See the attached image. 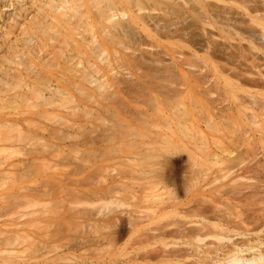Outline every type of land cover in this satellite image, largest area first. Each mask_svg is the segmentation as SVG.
<instances>
[{
	"label": "bare ground",
	"instance_id": "obj_1",
	"mask_svg": "<svg viewBox=\"0 0 264 264\" xmlns=\"http://www.w3.org/2000/svg\"><path fill=\"white\" fill-rule=\"evenodd\" d=\"M35 1H39L50 14H55L59 13L61 10L62 3L64 4L76 0H0V165H3L5 162L8 164L9 161L20 160L22 157H28L29 160L31 159V162L33 160L38 161L37 169H42L39 164H42V167H45V164L48 162L45 168L53 166L49 165L52 164V162L49 163L50 159L60 163V165L63 163L73 164L70 175L75 177L54 178V180H60H58L59 183H57L58 185H56V187L54 186L55 184H53L56 188L54 189L53 187V189L57 190V193L54 192L51 187L52 185H50L51 183L48 181L47 182L50 184L48 185L47 183V187L50 186L49 189H51V192H49V189L48 192L44 191L43 186L46 184L43 183L42 185L40 183L41 188L40 185L38 186L39 181L37 186L40 187L43 192L39 193L41 190L38 191L36 189V191L31 193L30 189L24 188L25 192L17 190L18 193L22 192L20 196H17L18 193H16L15 190H12L15 191L17 195H8L5 199L0 198L1 221L3 217L6 218L8 216V213L11 216L7 218L9 219L11 217L13 219L17 218V216L15 217V214L17 213L15 211L20 213L21 209H32L35 207L39 201L35 200L33 195L38 196L37 198L42 197L41 200H46L54 198V195L53 197L51 195L53 192L55 195L58 194L56 197H61L62 201L59 200L61 202H58L57 200L59 204H57L56 201H50V203L55 202L54 204L60 208L62 203L66 202L68 206L63 210H55L56 208L54 206L56 205L53 203L50 204V207L54 205V208H48V201L45 202L47 204L42 202L38 203V207L36 206L38 210L29 211L25 214L29 219L32 217L28 222L16 223L18 222L17 220L19 217H22L23 213H21L22 215L19 214L20 216L15 219L16 221L10 218V221H15V223H0V264H264V248L259 249L257 246H252L249 243L239 244L235 241L227 244L233 236H245L248 235L249 232H254L253 230L264 231V206L262 207V205H264V187L261 189L262 186H254V190L248 195L240 190L239 187L242 184H237L235 183L236 181H231L230 183L226 181L223 184L220 182L221 185L215 188L213 187V189L212 187H209V189H203V187L209 184V182L204 177L206 176V173L201 169L200 161L201 156H203L202 159L204 161L211 158L222 165V168L219 169L220 172L223 171L220 175V178L222 179H228L227 177L230 174V170L235 168L242 175L254 178L257 182H261L260 179L264 178V161H262L264 159H262V156L261 159L257 158L259 154V146L260 149L264 151V0H230L234 1H229L231 4L228 0H217L218 3L210 2L207 4H205L207 2L206 0H202L203 3L199 0L201 5L197 3L198 0H192L196 1L193 2V4L196 5L197 3V5L202 6L201 9L204 10L206 8L207 11H211L212 9L210 10L209 6L215 4L213 8H219L221 14L219 15L217 13L219 11L212 10L215 11L213 12V15L217 13L216 16L218 19L212 21H219V25H221V23L224 25L221 26L223 28L217 26L218 30L213 28L216 27L212 24L214 22H211V20L208 19L207 21L211 22L209 24L207 21H203L205 15L202 17L204 19L200 22L203 21L206 26L210 25L209 29H205V31L208 30V33L212 28L213 30L216 29V31H220L217 34L221 35V37H218L216 34L215 38L210 34L214 39H209L210 36H207L206 32L202 30L204 37H207L206 39L203 38L204 43H202L203 41L201 39V41H197L198 43L201 42V45H197L196 43V46L194 44L196 41L191 39L194 43L192 42L190 46L195 45L196 47L199 46L198 49L202 47V49H204L206 45L207 48L205 47V51L209 47L212 50L209 49L206 52L213 51L215 54L214 56L212 52H210L212 55L208 52V54H206L208 56L205 55L202 57V60L204 58L203 64L202 60V65L199 63L202 67L200 66L199 68L197 67L199 64H193V68H195L194 65L197 69H203L204 67V69H208V72L211 70L213 73L207 74L209 75L208 77H210L207 81V76H203V73H205L207 69H198L200 72L203 71V73H199V71L197 72V69L194 70L195 73L197 72L198 74H201V78L204 77L203 80L201 79L202 81L198 80L201 82L200 87L196 86L199 82L196 83V81H193L196 85L192 82V74L186 75L191 79L194 86L198 89L201 88L205 95L209 93L208 90L210 91V89L214 87L216 81L221 85V88L218 86L221 89L220 94L222 95L223 93L225 96L222 95V97L228 99L224 100V98L218 101V98H216L217 101L215 100V102L217 103L215 106H212L210 103L211 99H206L209 97V94L206 98H202L205 99L204 102V100L200 98L203 95H201L198 90V92H196L197 88L195 87V92L200 96L199 99L198 96L194 95V97L196 96L201 101L199 106L204 107L205 111L208 110L209 112L210 110V115L212 114L211 110L214 109L212 115L215 114L219 119V122H212L211 117H209L204 124V128L207 130H213V128H216V131H214L215 133H218V127L224 129L223 133L220 131L221 129L219 130V133L223 134H220L219 137L222 138L223 143H225L223 144L220 141V143H218L219 145H215L217 147H214L215 151H217L216 148H218V153L212 151L214 149L211 150L207 144H204V142L201 141L202 131L199 129V121L192 119V115H189L190 117L192 116L191 119H186L187 123L185 120L182 121L181 119L189 114L185 111V114H178V117L180 116V121H182L181 123L177 117V113L174 112L176 111L174 110L175 106L174 108L172 106V111L176 116L173 112H171L173 113L172 115L170 113L167 115L165 114L166 117H164V114V116H162L164 117L163 119L168 122L167 117L170 115V121L166 126L169 125L173 127L169 128V126H167V128L171 130L168 131H175L176 134L178 133V139L181 140H177V137H175V140L178 141H176V144H174V140L172 143L169 141L165 142L167 141L165 140L161 142L159 141V143L157 141H153V143L131 142V144L128 145L130 142L127 143L126 141V134H128V129L126 127L124 128L127 129L126 134H122L125 131L123 128L118 129V127L116 128L115 126L114 129H112V127L111 129L106 128L110 131L113 130V132L109 131L110 135L104 133L101 136L103 138L109 136L108 138L110 142L108 139H106V141L104 139L103 141L101 136H97L100 137V143L105 142V145H113L114 143H112L110 139L113 138V141L116 143L118 142V144L120 139L121 141L122 139L126 141L125 143L127 144V146H125L126 144L123 143L124 147H126L125 149L120 147V144L118 145L120 148H117V146L113 148L114 145L113 147H110L111 149L108 147L109 153L105 158L108 159L109 156H113V154L115 158H118L117 160L115 159V162L112 161L113 163L102 162L107 160L105 158L102 159L104 157L102 152H105L108 149L106 147L105 150L103 147L102 150L104 151L101 150L100 155H103L102 158L99 153L92 151L89 152L88 150V152L86 151V153L84 152L82 155H89L86 157L82 156L81 158L71 156L70 154H68L69 156L67 155L68 157H64V154L66 155V153H64L63 150L57 151H60V154L64 153L63 156H59L58 153H55L54 156L48 157L45 155L47 158H44L39 155L38 152L34 151V153L33 150L22 152L18 148L27 142H30V145H32L40 139L41 131L44 130L42 121L45 118H52V116L55 115L54 112L57 109L55 101L61 96V92L57 85V77L54 73L58 56L56 57L54 47L49 45L53 36L51 31L52 26L49 21H45L44 18L38 17L37 13L41 6L35 5ZM86 1H94L96 3L112 2L115 4L116 2L114 1H118L119 3L129 1V3L126 2L127 4L124 6L126 7L127 5L130 7L132 5V8L135 7L134 9H131L133 10L132 12L134 15L136 13L139 14L141 10V8H139L140 5H137L136 8L135 5L138 4V2L135 3V0ZM165 1H179V3L182 1H184V3L185 1H189V3H192L190 0ZM211 1L215 2V0ZM130 2H133V4L130 5ZM152 2H157V0H153ZM179 3H177V5H179ZM204 5L205 8L203 7ZM122 7L123 6H121V8ZM225 8L228 12H224ZM207 11L203 12L207 14ZM212 11L211 13L208 12V14L210 13L209 16H212ZM123 12L124 11L121 10L122 17L124 16ZM101 14L106 22H111L112 18L115 16V10L113 13L111 8H106ZM131 14L132 13H130L129 16L132 19V16L134 15L132 14L131 16ZM137 14L135 16H137ZM216 16L213 18L215 19ZM136 19L137 24L138 22L140 24L143 21V24H141V28L143 29L145 26V17L143 20V16L141 15L137 16ZM138 19L140 21H138ZM239 19L240 21L242 19L241 22H243V25L238 21ZM132 20V22L135 23L134 19ZM152 20L151 25L153 24L152 22L155 21ZM204 23L201 25L205 26ZM159 25L160 24H154L152 26H157L159 28ZM147 27L148 26H145V30L143 29L142 32H148ZM160 28H162V26ZM160 28L158 31L161 30ZM203 28L204 27L201 29ZM165 29L166 26H163V31L167 35L165 37L168 38L169 36L171 37V35L173 37V35H175L174 33L180 34V31L182 33V29L179 30L178 28H173L174 30H170L167 28L168 30L166 29V31H171L170 33L168 32V35ZM175 30H177V32ZM172 31H174V33H172ZM164 32L161 33L164 34ZM176 35L175 37H177ZM178 36L180 39H177V42L173 43H175L176 46L183 45V47H185L184 45L186 43H181V41L183 42L185 40V38L182 39L183 34ZM220 38H224L226 43L230 40L232 44H235L236 42V46L238 44L240 48L238 56L232 55L233 53L231 54L232 56H229L225 51L223 52L226 54H224L225 57L227 55L230 57L226 58H228V60L230 59L231 62L229 61L226 63L227 59L219 55L221 54L220 50L223 51L224 47V50H226V46L228 48L227 44L224 45L225 43L223 44L220 41L215 40H220ZM186 39L187 40L184 42L189 44L190 42L188 41L190 40V37L189 39ZM207 39L210 40V43H208ZM205 40H207V43ZM142 41V44H144L145 41ZM178 41H180V45ZM243 42H245V45ZM145 43L146 44L144 45L153 46L151 45L153 42H149V44H147V42ZM170 45L174 44L171 42ZM154 46H156V44ZM234 51L237 52L238 50L234 49ZM217 52L220 53L217 54ZM236 52H234V54H237ZM210 55L211 58L218 59V63L222 62L221 58H223L224 62L221 63L222 65L220 63H214L211 65L209 63H212V61L209 62V58H206ZM235 56H237L239 60L236 59L238 62L234 63V69L232 70L231 68H233V62L236 58ZM218 57H220L221 61H219ZM231 58L234 59L233 62ZM59 61L64 66L73 65L74 55L71 52V49H65L62 51L59 56ZM227 65L231 66L229 70L228 68L226 69V67H228ZM189 67L191 68L192 66L190 65ZM227 70L231 74V76L228 74L229 77L234 80L229 79V77L226 78L227 76L225 73H229ZM191 72L194 75L193 70H191ZM182 75L186 77L185 74ZM210 75H213L215 81L213 82L214 78L212 77L214 85L212 83V87L211 83V86L208 84L209 87H211L208 89L209 87L207 83L211 80ZM177 76H175L176 79ZM196 76L197 75H195V77ZM188 78L186 77L185 79ZM187 81L188 84H190V89L188 90L193 89L192 83H189L190 80L188 79ZM175 82L177 81H174L173 83ZM177 85L178 83H175V86ZM217 85L215 86L217 87ZM178 86H182V82ZM182 87H184V85ZM175 90L176 89H172L171 92L175 94ZM177 92L178 91L176 90V93ZM193 92L194 91H192V93ZM169 96H172V93ZM197 98H195L194 103H200ZM206 100H210L209 103L211 107L208 104H203L208 103ZM223 100L224 102L226 101V105L223 103ZM169 102H173V99ZM43 103H46L49 107L40 110L39 108ZM197 103L193 104L194 107H192L194 109H191L192 112L196 110L195 106L197 107ZM169 104L170 103H168V105ZM175 104L173 102V105ZM170 108L171 107L168 109ZM171 109L169 111H171ZM197 111L193 112V115L199 117L198 115H201V112L199 114L198 111L197 114ZM98 118H100L101 121L103 120L99 114ZM98 118L96 117L95 120ZM200 118L201 116L199 119ZM90 120H94L93 117L92 119L90 118ZM189 120L193 121L189 122ZM234 122L236 123V128ZM207 127L210 128L208 129ZM116 129L119 132L122 131V136L118 135L119 133H115L116 131L114 132ZM91 130L94 131L92 127ZM252 131L258 132L259 134H254L258 135L260 138L257 141L253 140L249 142L248 140H252V137L251 134L250 136L247 134ZM106 133H108V131H106ZM116 136L121 138L117 139L118 137ZM171 136L168 138H172ZM115 138L118 141H116ZM92 139L93 138H91L90 141L87 140L88 143L92 142L89 147L94 144V140L92 141ZM95 139L97 140L98 138ZM184 140L187 145L189 143L192 144L193 148L190 149L186 145H182V143L179 146V143ZM238 140L243 142L240 144ZM107 141L112 144H107ZM237 143L239 144L237 145ZM240 145H243L242 150H238L240 149ZM98 146L99 145H97L96 148ZM188 146L191 147V145ZM232 146L235 147L233 148ZM228 148L236 150H234V153L227 152ZM205 150L206 152L202 154L201 152H204ZM176 151H179L181 154L182 151H184L183 153H186L187 155L188 162L187 160L186 162L189 163L188 166L190 168V175L187 180H185V176L182 175V170L179 169L181 170L179 171L178 168L176 169V165L174 166L170 161L171 158L169 159L168 157L173 154L174 157L172 156V158L175 159L176 155L178 157L180 154ZM69 152L71 153V151ZM93 153H97V155H94ZM175 153L177 154L175 155ZM226 153L227 156L224 157V154ZM90 154H92L91 157L94 155V158H88ZM58 156L59 158L57 159ZM97 156L99 157L97 158ZM99 158H101V160H99ZM245 158L249 159L245 160ZM110 159L113 158L110 157L109 161ZM98 161L100 162L98 163ZM96 163L99 164L97 167H95ZM54 164L55 167L58 165L56 163ZM0 168V170H2L4 167L0 166ZM2 173H4L3 176H7V173L4 171H0V176H2ZM42 176L44 177L45 174ZM42 176H39V178ZM25 179L28 180V177ZM25 179H23V181ZM30 179H32V177H29V180L27 181L28 183H30ZM50 179H52V177H50ZM8 182H11V180ZM210 183L215 184V178L211 180ZM8 184H10L9 187L12 186V183H7V185ZM258 185H262V182ZM171 187L172 190L169 189ZM182 190H184V192L186 191V193L191 196V199L186 200L185 203H182L179 196H176V194ZM172 191H174V194ZM139 192L143 193V196L141 195V201L148 202L149 204L147 209H150L151 217L149 216L150 218L148 217V220H152L153 218L151 223H141V221L138 223L139 218H137V220L132 216V219L128 218V213L126 214V212L124 213L120 211L122 210L119 208V206L121 207L120 197L124 196V198L126 197V200H128V198H131L129 200H132L133 197H137L136 194L140 195ZM207 196H209L210 199H208ZM192 198H196L195 201H193ZM223 200L227 202L223 204ZM106 203H110L111 206H113L112 204H115L114 206L116 207L114 208L113 206L112 210L109 209V213L103 207L104 210L102 211L105 212L103 213L99 210V207L101 206L100 209H102V205H105ZM182 204L186 206V208L184 207V210L183 207L182 209L180 208ZM193 204L196 207L195 209L193 208ZM39 205L44 207L45 210L47 207L48 211H44V208L39 207ZM45 205L47 206L45 207ZM191 205L193 206V209L189 208ZM257 205H259V208L261 207L258 211L262 212V214L257 212ZM250 206L256 207L252 209L254 210L253 212H251L252 210H250ZM18 208L21 209L17 210ZM238 208H240L239 211H237ZM247 210L249 213L259 214L256 216L253 214L247 216L245 215ZM14 212L15 214H13ZM209 213H213L211 218L215 219L216 223H181L175 218L180 217V215H190L192 217L202 216L203 218H207L205 215ZM248 218L251 219V223ZM253 218H255V221ZM39 219L45 220L39 221ZM257 220L263 222L260 223L258 221L259 223H257ZM243 221L245 223H243ZM248 221L249 223H247ZM124 237L127 238L121 243ZM259 244H261V242H259ZM242 248L245 250H242ZM249 250H252V254H249L247 257L240 255L242 251Z\"/></svg>",
	"mask_w": 264,
	"mask_h": 264
},
{
	"label": "rangeland",
	"instance_id": "obj_2",
	"mask_svg": "<svg viewBox=\"0 0 264 264\" xmlns=\"http://www.w3.org/2000/svg\"><path fill=\"white\" fill-rule=\"evenodd\" d=\"M139 1H141V2H139ZM152 1L153 0H147V1L146 0L145 1L144 0H138V1L135 0L134 1L135 3L138 2V4L135 5L136 8H137V5H140L139 8H141V10H140L139 14H141L143 16V20L145 17L144 21L147 23L144 22V24H145V26H148L147 27L148 32L145 31L147 33L142 32L143 29L145 30V26L143 27V29L141 28V26H142L141 24H143L142 20H141L142 23H140V24H139V22H138V24L136 23L137 22V19H136L137 16H141V15L137 14L136 12H134V13H136L137 16H135L136 14L135 15L133 14V12H132L133 10H131V9L135 8V7L132 8L133 6L131 4H133V2L132 3L130 2V5H131L130 7L127 5L125 7L124 5L129 3V1H126L127 3L126 2H124V3L120 2L119 3L118 1H114V2H116V4H115L112 2H110V3L109 2L108 3L107 2L96 3L94 1L90 2V1H86V0H76V1L67 2L64 4L62 3L61 4V10L59 11V13L50 14L47 11V9L41 5V3L39 1H35V5L41 6L40 9L38 10V13H37L38 17H42L45 19V21H49L51 26H52L51 31L53 33V36H52V39H51L49 45L54 47V50L56 52V57L58 56L56 67L54 69V73L57 77V85H58L59 91L61 92V96L55 101V104L57 106L56 107L57 109L54 112L55 115L52 116V118H45L42 121V124L44 126L43 127L44 130L41 131L40 139L32 145H30V142H27V143L19 146L18 148L22 152L33 150V152L34 151L38 152L39 155H41L44 158H47V157H45V155H47L49 157V156H54L55 153H58L59 156H63V154L66 153V155L64 154V157L67 156L68 154H70L71 156H77V158H81L82 156L86 157L89 155V154L88 155L87 154L82 155L84 152L86 153L87 150L89 152L90 151L97 152L100 155L103 147L105 150V147L110 148V147H113V145H114L113 148H115V146H117V148L122 147L123 149H125L126 147H124V144H126L125 143L126 141H127V143L130 142V143H128V145L131 144V142H134V143L152 142L153 143V141H157L159 143V141L161 142V141H165V140H167L165 142L169 141L170 143H172L174 140L175 141L174 144H176L177 140H181V139H178V133L176 134L175 131L170 132L171 130L169 128L173 127V126L167 125V126H169V128H167V126H166V124L169 123V121H170V119H169L170 115H168V117H167L168 122H167V120L163 119L164 117H166L167 114H170L171 112H173L172 110H173L174 106H175L174 110H176L174 112L177 113V117H178L179 113L183 114L185 111H186V113L187 112L189 113L186 115V117L181 119L182 121L185 120V122H186V119L187 118L191 119L192 116H193L192 119H195V121H199L198 122L199 123V129L202 131L201 141L204 142V144H207L211 150L214 149V147H217L215 145H219L218 143H220V141L223 143L222 138L219 137V135L224 132L223 128L218 127L217 128L218 133L214 132V131H216V128L214 129L212 126H210L213 128V130L210 129L211 131L204 128V124L208 120L209 117H211L212 122H215V121L219 122L218 117L215 114L212 115L214 113V109L210 108V109H212L211 110L212 114L210 115V113H209L210 110H209V112H208V110H206L207 111L206 112L204 107L199 106V104H201V101L199 99L200 98L201 99L206 98V96H208V94H209V97H207L206 99H211V102H210V100L209 101L206 100V102H208V103H203V104H206V105L208 104L210 107H211L210 103L212 104V106L216 105V103H217V102H215L216 98H218L217 99L218 101L224 99L225 97H222V95H224V94L223 93H222V95L220 94V91H221L220 86L221 85L215 81V78L213 77V75H210L211 76V80H210L211 82L209 81V83H207V85L208 84L210 85V83L212 85V83L215 81V85L218 84L217 87L214 85V83H213L214 87L212 85L213 88L209 87V85H208V87H209L208 89H210V88L211 89H210V91L208 90L209 93H207V95H205L203 93L201 88L198 89L196 87V86L200 87V85H201V82H199L198 80H201V79L203 80V78H204V77L201 78L200 77L201 74L197 73L199 70L202 69V68L199 69L200 66L203 64V61H204V58L202 60V57H204L206 54H208L209 51L206 52L207 50H209V49L212 50L211 48L208 47V49L205 51L206 45H205L204 49H202L203 48L202 46H200L202 48L198 49L199 46L198 47H196V46L198 44L201 45V42L198 43L197 41H199V40L201 41V39H202V41H203L202 43H204L203 38L204 39L207 38V37H204V35H203L204 33L202 30H204V32H206L207 36H210V34H211V35H213V37H215V35L220 32V31H218L219 30L218 27L220 26V28H223L221 26H224V25H222V23H221V25H219V23H220L219 21H217L218 23L215 21H212V20L217 19V16H216L217 13L219 15L221 14V11H219L220 9L219 8L214 9L213 6L215 4L213 6L210 4L212 7L208 5L210 10L212 9L215 11H219L213 15V12H215V11L211 10L212 11V16L210 15L212 17V19H211V17L209 16L211 11H207V9L205 8V5L203 6L205 9L204 10L201 9L202 6H199V5H201L199 0L197 1V3L199 5H197V3H196V5L193 4V2H196V1H192V0H190V1H192V3L191 2L189 3V1H187V2L185 1L186 4L182 0H180V1H182V2H180L181 4L177 0H176L177 2L173 1L174 3L171 1L168 2L165 0L164 1L163 0L162 1L157 0V2H152ZM206 1H207L206 3L204 2L205 4L210 3V2L211 3L217 2V0H215V2H212L211 0L210 1L206 0ZM229 1L230 0H228V2ZM201 2H202V0H201ZM230 2H234V1H230ZM118 3H119V5H118ZM122 3H123V5H122ZM177 3H179V5H177ZM181 5H183V6H181ZM217 5H219V4H217ZM121 6H123L124 9H123V7L121 8ZM127 7H129V8H127ZM198 7H200V8H198ZM106 8L107 9L111 8V10H113V13L115 10V16L112 18L111 22H106L102 17L101 12L103 10H105ZM225 9H224V12H228L227 9H226V11H225ZM121 10L124 11L123 17L121 16ZM203 11H207V14H208V12H210V13L207 15ZM130 13H132L134 15V16H132V14H131L132 19H134L135 23L132 22L133 20L129 16ZM204 15H205V17H204ZM214 16H216L215 19L213 18ZM133 17H135V18H133ZM152 17H153V20H155V21L152 20ZM202 17H204L205 19L207 17L208 18L205 20ZM149 18H151V19H149ZM202 19H204L203 21H205V22L208 19H210L211 22H214V23H212L213 26H216L213 28H216L218 30L216 31V29L213 30V28H212L210 30V32L207 33L208 30L205 31V29H209L210 25L206 26L203 21L200 22ZM151 20L153 21L152 25L160 24L159 28L162 26V28H160L162 31L161 30L158 31L159 30V28L157 27L158 25L155 27L152 26ZM138 21H140V20L138 19ZM238 21L241 22L242 19H241V21H240V19ZM154 22H156V23H154ZM207 22L209 24L211 23L210 21H207ZM203 23L205 26L201 25ZM241 23L240 24L243 25V22H241ZM163 26H166V29L168 28L170 30H172L173 28H176V29L178 28L179 30L182 29V33L180 31V34H177V33H174V31H172V33H174L175 35L177 34L176 35L177 37H175V35H173L174 38L172 37V35H171L172 38L170 36H169V38L165 37L167 35L163 31ZM202 27H204V28L201 29ZM206 27H208V28H206ZM211 27H212V25H211ZM166 29H165V31H166ZM175 31L177 32V30H175ZM161 32H164L165 35L162 34ZM166 32L168 34V32L170 33L171 31H166ZM181 34H183L182 39L185 38L184 41L187 40L186 38L189 39V37H190V40L188 41V42H190L189 44L187 42L181 41L182 44L186 43L184 45L185 47H183V45H181L182 47L176 46V44H175L177 42V39H180V37L178 35H181ZM184 36H186V37H184ZM217 36L221 37V35H219V34H217ZM213 37L210 36L209 39L212 38V40H213L214 39ZM191 39H193V41H196V42L194 43L193 41H191ZM221 39L222 38H220V40L219 39H215V40H218L223 44L225 43L224 45L227 44L229 49L226 46V50H224L225 49V47H224L223 51L220 50L221 54H219V55H221L222 57H225L226 54H229V56H232V55L238 56V54L240 53V50H239L240 48H239L238 44L236 46V42H235V44H232V42L230 40L229 41L230 43L229 42L226 43V40L224 38L222 40ZM142 40L147 42V44H149V42L150 43L153 42L154 44L151 43V45H153V46L144 45L146 43L144 42V44H142V42H143ZM207 40H205V42ZM235 41H238V40H235ZM140 42L142 45L140 44ZM171 42L174 45H170ZM173 42H175V43H173ZM178 42L180 45V41H178ZM192 42L195 45L197 43V45L196 46L195 45L190 46V44H192ZM208 43H210V40H208ZM243 43L245 45V42H243ZM155 44H156V46H154ZM177 45H178V43H177ZM229 45L231 48L229 47ZM233 48L238 50V51L237 52L234 51ZM65 49H71V52L74 55L73 65L64 66L59 61V56H60L61 52L64 51ZM224 51L226 54L223 53ZM210 52H212V54H214L213 51H210ZM234 52H236L237 54H234ZM218 53H220V52H217V54ZM211 55L209 57H206L207 59L209 58V62L212 61V63H209V64H211V65H213L214 63L215 64H219V63L221 64L222 62H224L223 58H221L222 62L218 63L217 62L218 59L216 60V59L211 58ZM206 56H208V55H206ZM214 56H215V54H214ZM214 56H212V57H214ZM229 56L227 55L226 57H229ZM237 56H235L236 58L232 57V58H235V61H234V59L231 58L232 62L234 61L233 66H232L233 68H231L230 65H227L228 67H226V69L227 68H228V70H229V68H231L232 70L234 69V65H235L234 63L235 62L237 63L239 60L237 58ZM215 58H217V57H215ZM218 58H219V61H221L220 57H218ZM226 59H227L226 63L230 61V59L229 60H228V58H226ZM236 59H238V60L236 61ZM201 60H202V64H201ZM226 63H224V64H226ZM193 64H195V65L199 64L197 66V67H199L198 68L199 70L196 68L195 65H194L195 68H193ZM190 65L192 66L191 68L189 67ZM231 65H232V63H231ZM195 69H197L196 73L194 71ZM203 69H204V67H203ZM206 69L207 68H205L204 70H206ZM191 70H193L194 75L191 72ZM206 72H205L206 73L205 74V73H203V71H201V72L199 71V73L204 74L203 76H207L208 79L206 78V80L208 81L210 77H208L209 75H207V74L208 73L212 74L213 72H211V70H210V72H208V69L206 70ZM182 74H185V76L192 74L191 77L194 79V80L192 79V82L193 81H196V83L199 82V84H197V85L195 84V82H193L196 85V86H194L193 83L191 82V79L188 78V76H186L190 80L189 83H192L193 87H192V85H191V87L194 90L193 89H191V90L194 91L193 93H195V94H193L191 90H188V89H190L189 88L190 84H188V81H187L188 79H185L186 77H184ZM228 74L231 76L230 72L225 73V75L227 77L224 74L223 75L226 78H228L229 77ZM195 75H197L196 76L197 78L195 77ZM175 76H177V79ZM212 77L214 78V80ZM173 79H174V81H177L175 83H178V85H180V83L182 82V86L184 85V87H182V86L179 87L178 85L175 86V83H173L174 82ZM229 79L232 80L233 78L229 77ZM212 80H213V82H212ZM195 87L197 88L196 92L199 91V93L201 95H203L202 97H200L198 95V93L195 92ZM215 87H216V89H215ZM172 89H176L178 92L176 93V90H175V94H174L173 93L174 90H173V92H171ZM171 93H172V96H169ZM194 95H196V96H198V98L199 97L200 98L198 99L196 96L194 97ZM195 98H197L200 101V103L195 102L198 104L197 107L195 106V109H196L195 111L198 110L199 114L201 112V115H198L199 117L201 116L200 119H199V117H197V115H193V112H195V111H193V112L191 111V109H194L193 104H195L194 103ZM171 99H173L174 104L177 101L175 105H173V102H169V101H171ZM174 100H176V101H174ZM198 100H196V101H198ZM202 100H204V102H205V99H202ZM224 100H228V99L225 98ZM224 100H223V103L225 104L226 101L224 102ZM168 103H170L169 104L170 106L168 105ZM171 103H172V105H171ZM172 106H173V108H172ZM48 107H49V105H46V103H43L39 109L44 110V109H47ZM169 107L172 108V109L170 108L171 111H169L170 110V109H168ZM160 111L163 113H161ZM198 111H197V114H198ZM173 113H171V115ZM96 114H97V116H96ZM98 114L100 117L103 118L102 121L100 120V118H98ZM163 114L164 115L166 114V115L164 116ZM93 115H95L98 119L95 120L96 117ZM189 115H192V116L190 117ZM91 116L93 117L94 120H90V118L92 119ZM175 116H176V114H175ZM179 121H180V118H179ZM182 121H180V122L182 123ZM191 121H193V120H189V122H191ZM93 123H94V125H93ZM114 126L116 128L118 127V129H120V128L124 129L125 127L128 129V134H126L127 129H124L126 132L124 131V133H122V134L127 135L126 141H124L123 139L121 141V139H120V141H119L120 145H119L118 142L116 143L115 141H113V138H110L111 142L114 143L113 145H105V142L100 143L99 142L100 137H97V136H101L104 133L106 135H108L110 130L106 129V128L111 129V127H112V129H114ZM217 126H219V125H217ZM91 127L94 129V131L91 130ZM222 127H224V126H222ZM166 128H167V130H166ZM235 128H236V123H235ZM168 130H170V131H168ZM219 130L222 131V133H219L220 132ZM106 131H108V133H106ZM110 132H113V130ZM114 132L119 133L118 135L122 136V134H121L122 131L119 132L116 129V130H114ZM115 133H113V134H115ZM254 133L259 134L258 132H255V131L249 132L247 134L248 136H250V134H251V137H252V140H248L249 142L253 141V140L257 141L260 138V137H258V135L254 134ZM169 136H171L172 138H168ZM259 136H261V135H259ZM106 137L105 138L102 137L103 141H104V139H105V141H106V139H108V141H109V138H108L109 136L107 138ZM116 137H118V136H116ZM175 137H177V140H175L176 139ZM251 137H250V139H251ZM91 138H93L92 141L93 140L97 141V142L93 141L94 144L96 143L95 146H94V144H92L93 147L92 146L89 147V145L92 142L88 143V141H87V140L90 141ZM95 138H98V139L96 140ZM102 138H101V141H102ZM119 138H121V137H118L117 139H119ZM124 138H125V135H124ZM115 140H116V138H115ZM108 141L106 142L107 144H112V143H108ZM116 141H118V140H116ZM185 142H186L185 140L183 142H180L179 146L182 143V145H186L190 149L193 148L192 144H190L188 142L189 143L188 145H191V147H190ZM242 142L239 141L240 144ZM239 143H237V145ZM115 144H117V145H115ZM97 145H99L100 148H99V146L96 148ZM118 145L120 147H118ZM125 146H127V144ZM232 147L234 148L235 146H232ZM109 148L107 149V151L102 152L104 157H103V155L102 156L100 155L101 158L103 157L102 159H104L105 156L108 155ZM242 148H243V145H240V149H238V150H242ZM216 149H217V151H215V149L212 151L218 153V148H216ZM259 149H260V146L258 148L259 154H258L257 158L261 159L263 157L262 159H264V154H263L264 151H262L261 149L259 150ZM58 150H61V151L63 150L64 153H61L62 154L61 155L59 153L60 151L57 152ZM95 150H97V151H95ZM104 150H102V151H104ZM203 150H204V148H203ZM206 150H208V149H206ZM206 150L204 152H201V153L202 154L205 153ZM211 150H209V151H211ZM234 150H236V149H234ZM234 150L232 148H228L227 152H233L234 153L235 152ZM69 151H71V153ZM176 152L180 154L177 157V155H176L177 153H175L177 158L176 157H175V159L172 158V156L174 154L172 156L169 155L168 157H169V159L171 158L170 161L173 163V165L174 166L176 165L175 166L176 169L178 168V170L179 169L182 170V175L185 176V180H187V178H189V175H190V173H189L190 168L188 166L189 163H187L188 162L187 155H186V153H183L184 151H182V154L179 151H176ZM97 153L96 154L93 153V154L97 155ZM201 153H199V154H201ZM187 154H188V152H187ZM91 155L92 154H90V156L88 158H92L94 156L93 155L91 157ZM59 156L57 157V159L59 158ZM226 156H227V153L224 154V157H226ZM98 157L99 156H97V158ZM110 157H112L113 159H110V161H109ZM202 157L203 156H201V159H200L201 169L203 171H205L206 176H204V177L209 182V184H207L205 187H203V189H205V188L209 189V187H212V189H213V187L215 188V187L221 185L220 182L223 184L226 181L228 183H230L231 181H236L235 183L242 184L239 187L240 190L245 192L246 195H248V194H250V192H252V190H254V188H255L254 186H256V187L262 186L261 189L264 187V184H263L264 178L260 179L262 182V185H258L261 182L258 181L259 182L258 183L256 179L250 178L249 176L242 175L238 170H236V168L230 170V174L227 177L228 179H222V178H220V175L223 173V171L220 172V170H219L222 168V165L215 162V160H213L211 158L204 161L202 159ZM22 158H24V159H22ZM22 158L20 160L9 161L8 164H7V162H5V163H3V165H0V166L4 167L0 171H4L7 173V176L6 175L3 176L4 173H2V176H0V198L5 199L8 197V195L9 196L17 195L16 194V193H18L17 190L25 192L24 188L30 189L31 193H33V191H36V189L38 191L41 190V191H39V193L43 192L41 189L42 187H41L40 183L42 185H43V183L46 184V185L44 184L45 186H43V190L48 192V189L50 188V186L47 187L48 182L51 183V184L48 183V185L49 184L52 185L51 187L53 189V187L54 186L56 187V185H58L57 183H59V181H60L59 179H58L59 181L57 179L54 180V178H73V177H75V176L70 175L71 169L73 168V166H72L73 164L71 165V163L70 164H64L63 163L60 165V163L49 159V163L52 162V164H49V165H53V166H49V168H45L46 164H48V162H47L45 164V167L44 166L42 167V164H39L42 169H37L38 163H39L38 161L33 160L31 162V159L29 160L28 157L27 158L22 157ZM101 158H99V160H101ZM109 158L108 159L105 158L107 160L106 161L104 160L102 162L113 163V162H115V159L116 160L118 159L117 157L115 158L114 154H113V156H109ZM248 159L249 158H247V159L245 158V160H248ZM186 160H187V162H186ZM262 161H264V160H262ZM99 162L100 161H98V163ZM54 163H56L58 165L55 167ZM98 163L95 164V167H97L99 165ZM181 170H179V171H181ZM66 173H68L69 176ZM44 174H45V176L43 177L42 175H44ZM38 175L42 176V177L39 178ZM27 177H28V180H29V177L30 178L32 177V179H30V183H28L27 182L28 180L25 179ZM50 177H52V179H50ZM214 178H215V184H211L210 181L213 180ZM23 179H25V180L23 181ZM9 180H11V182H8ZM19 182H20V184H19ZM38 182H39L38 186L40 185L41 188L37 186ZM7 183H12L13 187L12 186L9 187L10 184L7 185ZM256 183H258V184H256ZM17 184H19V185H17ZM53 184H55V185L53 186ZM45 187H46V190H45ZM55 187H54V189H56ZM80 188H84V187H80ZM85 188H87V187H85ZM169 189L172 190V187ZM12 190H15L16 193H15V191H12ZM50 190L51 189H49V192H51ZM22 192L18 193L17 196H20V194ZM54 192L57 193V190H54ZM136 193H138V192H136ZM172 193L174 194V191H172ZM205 193H207V192H205ZM139 194L140 195L136 194L137 197L136 196L133 197L134 200L133 199L129 200L131 198H128V200H126L125 199L126 197L124 198V196L123 197L121 196L120 197L121 207L119 206V208L122 210H120V211H122L124 213L126 212V214L128 213L127 214L128 218L132 219V217H133V218H136L135 220H137V218H139L138 223H140V221H141V223H149V222L151 223V221H153V218H152V220L151 219L148 220L151 217V212L149 211L150 209L149 210L147 209L149 204H148V202L141 201V198H142L141 195L143 193L139 192ZM51 195H52V197L54 195V198L46 199V200L45 199L41 200L42 197H39L40 198L39 199V198H37L38 196L33 195V198L35 200L39 201V202H37L36 206L38 207V203H42V202L45 203L48 201V208H52L56 204H54L55 202L54 203L51 202L54 205L52 204L53 206L50 207V204H51L50 201H56V202H57V200H58V202L62 201L60 195H59L60 198H57L56 196H58V194L55 195V193L53 194V192ZM2 196H6V197H2ZM34 196H36V197H34ZM176 196H179V199L181 200L182 203H185L186 200L191 199V196L188 195L186 193V191L184 192V190L177 193ZM207 197H208V199H210L209 196H207ZM192 199H193V201H195L196 198H192ZM222 199H223V197H222ZM59 200H61V201H59ZM58 202H57V204H59ZM225 202H227V201L223 200V204ZM230 202H232V201H230ZM45 204H47V203H45ZM105 205L107 207L109 206L110 208L109 207L107 208ZM105 205H102V209H100V207H101L100 206L99 210H101V212H103L102 210H104L103 209V207H104L105 210L109 213V211H110L109 209L112 210L113 206L115 204H112L113 206H111L110 203H106ZM36 206L33 207L32 209H25L22 206L24 209H21L22 208L21 207L20 213H18V211H15L17 213L15 214V212H14L13 214H15V217L17 216V218H18V216L22 215L21 213H23L22 217L21 218L19 217V219L17 220L18 222H16V223H26L29 220H31L32 217L29 219L27 216H25V214L28 213L29 211L38 210V208ZM42 206H43V204H42ZM46 206L47 205H45V207ZM193 206H194V204H193ZM193 206L191 205V207H189V208L195 209L196 207L195 206L193 207ZM263 206L264 205H262V207ZM39 207H41V206L39 205ZM54 207L56 208L55 210H63L64 208H66L68 206H67V203L64 202V203H62L60 208H59V206L57 207V205ZM115 207L116 206H114V208ZM182 207H183V210H184V207L186 208V206L183 204H182V206H180V208L182 209ZM41 208H44V207H41ZM41 208H39V209H41ZM249 208H251L250 210H252L256 207L250 206ZM257 208H258L257 212H259L258 210L261 207L259 208V205H257ZM20 209L18 208L17 210H20ZM239 210H240V208H238L237 211H239ZM44 211H48L47 207H46V210L44 208ZM253 211L254 210H252L251 212H253ZM246 212H245L246 214L245 213L244 214L247 216H251L250 214H253L251 212L249 213L248 210ZM103 213H105V212H103ZM259 213L262 214V212H259ZM259 213H257V214L254 213L253 215L256 216ZM9 216H11V215H9V213H8L7 217H9ZM211 216H213V213H211V214L209 213V214L205 215V217H207V218H203L202 216L201 217H192L190 215H186V216L180 215V217H178V218L175 217V218L177 220H179L181 223H187V222L216 223V220L211 218ZM254 216H252V217H254ZM252 217H251V219H252ZM4 218L5 217L2 218L3 222L0 220V223H15V221H16L15 219H17V218L12 219L10 217L12 220H15L12 222V220L10 221V218L9 219L8 218L4 219ZM251 219L248 218V220H250V223L252 222ZM253 219L255 221V218H253ZM43 220H45V219H39V221H43ZM258 221L259 220H257V223L260 222V221L259 222ZM245 222H246V219H245ZM245 222L243 221V223H245ZM261 222H263V221H261ZM231 223H235V222H231ZM236 223H237V220H236ZM247 223H249V221ZM253 231L254 232H249L248 235H245V236H233L227 244H229L232 241H235L236 243H239V244L249 243L252 246H257L259 249L264 248V231H261V230H258V231L253 230ZM126 238L127 237H124V239H122L121 243L124 242L126 240ZM259 242H261V244H259ZM224 243H226V242H224ZM242 250H245V249L242 248ZM249 254H252V250L242 251L240 253V255L244 256V257H247Z\"/></svg>",
	"mask_w": 264,
	"mask_h": 264
}]
</instances>
